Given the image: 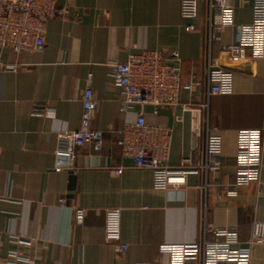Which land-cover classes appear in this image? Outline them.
Returning a JSON list of instances; mask_svg holds the SVG:
<instances>
[{
	"label": "crops",
	"instance_id": "0c3cea01",
	"mask_svg": "<svg viewBox=\"0 0 264 264\" xmlns=\"http://www.w3.org/2000/svg\"><path fill=\"white\" fill-rule=\"evenodd\" d=\"M57 1L69 15L48 21L42 52L1 54L18 70H0V253L21 254L26 259L20 264H170L160 248L200 243L206 219L214 228H236L237 249L251 255V264H264V244H249L253 221L264 220V197L258 195L264 186V133L259 183L228 195L236 181L239 132L264 126V58L247 55L233 75V92L209 95L208 65L228 61L220 44L209 47L210 22L220 24L211 0H198L193 21L182 19L180 0ZM228 1L235 27L222 29L223 45L235 43L236 27L254 19V0ZM188 25L196 30L188 32ZM143 51L177 54L179 61L171 64L181 68L183 83L199 85L182 90L177 107L157 114L153 107H136L123 115L124 93L108 65ZM90 74L97 102L92 126L103 133L100 152L74 147L71 140ZM39 106L53 108L56 117L32 116ZM140 112L148 125L172 131L171 168L189 157L203 163L207 125L217 129L221 170L190 175L179 189H157L154 173L135 168L116 143L115 132ZM67 152L72 156L64 162L59 154ZM116 209L121 233L108 240L106 213ZM77 210L84 211L82 223L76 222ZM207 240L214 237L208 234ZM118 244L128 246L125 255L117 252Z\"/></svg>",
	"mask_w": 264,
	"mask_h": 264
},
{
	"label": "built area",
	"instance_id": "2783aa9c",
	"mask_svg": "<svg viewBox=\"0 0 264 264\" xmlns=\"http://www.w3.org/2000/svg\"><path fill=\"white\" fill-rule=\"evenodd\" d=\"M220 10V24L210 22L208 43L220 44L228 52V61L224 65L209 64L207 81L209 95H228L233 92V75L237 67L247 58H264V0H254L253 23L237 26V39L231 45L222 44L221 31L225 27H235L234 8L228 0H211L210 11ZM69 12L61 7L57 0H0V70L15 72L17 65H7L2 60V52L14 54L42 52L46 47V28L52 19L66 20ZM182 19L193 21L198 15V0H180ZM188 32L196 30L194 25L186 26ZM179 61L178 55L167 56L161 51H143L130 55L126 62H113L108 65L109 74L114 83L124 93L121 101V114L127 115L136 107H153L154 114L159 109L177 107L180 104L182 90H193L199 82L184 84L182 70L171 62ZM82 117L80 127L71 133L74 147L92 146L100 152L103 147V133L92 126L96 112V99L92 88V75H89L82 98ZM187 107V106H186ZM189 107V106H188ZM32 116L54 119L53 108L39 106ZM262 129L242 130L238 135L236 181L230 186L228 195L235 197L237 189L259 183L263 166ZM116 143L124 157L133 161L135 168L150 170L154 173L157 189H179L186 185L190 175L219 172L222 168L220 155L223 140L217 129L209 124L206 129L205 159L203 163H194L191 157L184 158L179 168L168 166L172 131L163 126L147 124L145 114H137L133 124H127L115 132ZM72 152L59 154L64 162ZM123 169L115 170L121 175ZM258 195L264 197V186ZM84 211H76V222L82 223ZM204 237L198 244L166 245L160 248L162 254L169 255L170 264H251V255L237 249L240 244L236 228H214L205 219ZM121 233V210L106 213L105 235L108 240H116ZM214 237L207 240V235ZM250 245L264 244V220L256 219L252 224ZM117 252L125 255L128 246L118 244ZM21 254L0 253V264H20L25 260ZM144 264V263H137Z\"/></svg>",
	"mask_w": 264,
	"mask_h": 264
}]
</instances>
